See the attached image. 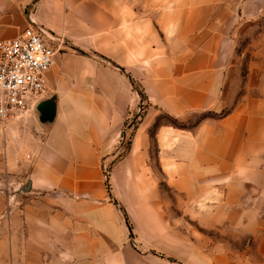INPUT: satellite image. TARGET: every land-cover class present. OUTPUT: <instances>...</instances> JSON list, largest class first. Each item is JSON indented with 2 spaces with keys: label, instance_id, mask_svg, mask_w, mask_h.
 Wrapping results in <instances>:
<instances>
[{
  "label": "crops",
  "instance_id": "1",
  "mask_svg": "<svg viewBox=\"0 0 264 264\" xmlns=\"http://www.w3.org/2000/svg\"><path fill=\"white\" fill-rule=\"evenodd\" d=\"M262 9L264 0H0V39L31 25L56 39L40 97L56 117L29 158L15 155L31 189L0 223V264H264V58L250 63L241 97L231 83L240 16ZM133 83L144 113L107 179L103 164L143 103ZM227 106L192 126L159 122L189 125ZM153 144L177 220L164 210ZM224 228L246 250L209 247L201 231Z\"/></svg>",
  "mask_w": 264,
  "mask_h": 264
},
{
  "label": "rangeland",
  "instance_id": "2",
  "mask_svg": "<svg viewBox=\"0 0 264 264\" xmlns=\"http://www.w3.org/2000/svg\"><path fill=\"white\" fill-rule=\"evenodd\" d=\"M240 19L239 31L233 34V38L236 41V49L233 55V60L231 61V66L237 71L238 79H235V75L231 83H233L232 89L234 95L236 94L237 89V95L241 97L244 93L250 63L253 60L262 61L264 58V9H262L258 15L249 14L243 16L241 14ZM231 83L229 80V92L231 91ZM228 107L229 106L217 114L208 113L205 115H197L189 125L178 122L165 115L161 117V121L159 122L183 128L184 126H192L195 121H199L205 116L224 115L229 112L230 108ZM42 123L41 114L37 106L34 110L12 121L6 135L0 137V223L7 222L9 216L13 211L17 210V207L23 202L24 197L28 195L23 190L27 183L20 170L22 162H20L21 164H19L20 166L17 168L15 166V155H25V159H27V157L29 158V155H31V148L29 147L30 143L35 141L33 137L34 135L39 136L42 134ZM125 141H129L128 136ZM155 152L156 149L153 144L152 163L159 178L160 192L163 203L165 204L164 210L169 218L177 220L181 215V211L180 209L175 208L173 204L177 203L179 197L167 186L158 170L155 162ZM125 153L126 152H124L123 155ZM189 224L192 227L191 229H194L191 237L193 245L195 244L194 246L198 248L200 242L199 225H195V223ZM220 230L223 231V229ZM201 234L207 236L209 247L217 242H224L228 244L230 249L235 253L246 250L250 243V241L246 239L232 240L230 232L227 231L226 228H224L223 232L209 230L207 232L201 231ZM203 241L204 239H202L201 242ZM235 257L242 258L239 256ZM192 258L199 263V261L205 257H201L197 254Z\"/></svg>",
  "mask_w": 264,
  "mask_h": 264
},
{
  "label": "built area",
  "instance_id": "3",
  "mask_svg": "<svg viewBox=\"0 0 264 264\" xmlns=\"http://www.w3.org/2000/svg\"><path fill=\"white\" fill-rule=\"evenodd\" d=\"M55 42L47 29L33 25L14 38L0 39V137L40 103L54 65Z\"/></svg>",
  "mask_w": 264,
  "mask_h": 264
},
{
  "label": "trees",
  "instance_id": "4",
  "mask_svg": "<svg viewBox=\"0 0 264 264\" xmlns=\"http://www.w3.org/2000/svg\"><path fill=\"white\" fill-rule=\"evenodd\" d=\"M133 87L135 89V91L138 92V94L140 95L141 99H142V105L139 108V112H137L135 115H133L130 119L129 122L126 124L125 126V130L123 132V136L121 138V142H122V151L116 156V158L109 164L107 165L106 171H105V175L107 177V179H109V174L111 171V168L113 167V165L122 157H124L127 154V151L129 150L130 146H131V140L133 137V132L136 129V127L138 126V123L140 122L143 113H144V102L146 101V97L144 95V93L142 92V90L140 89L139 86L135 85L133 83ZM127 136L129 137V141H125L127 139ZM126 152L124 155L123 153Z\"/></svg>",
  "mask_w": 264,
  "mask_h": 264
},
{
  "label": "water",
  "instance_id": "5",
  "mask_svg": "<svg viewBox=\"0 0 264 264\" xmlns=\"http://www.w3.org/2000/svg\"><path fill=\"white\" fill-rule=\"evenodd\" d=\"M38 110L41 114V120L43 123L51 122L56 117L55 105L52 102H42L38 105ZM31 189V183L29 182L24 187V192H29Z\"/></svg>",
  "mask_w": 264,
  "mask_h": 264
}]
</instances>
